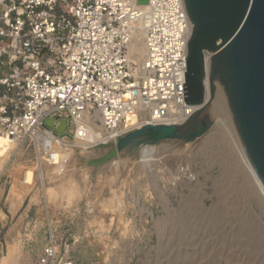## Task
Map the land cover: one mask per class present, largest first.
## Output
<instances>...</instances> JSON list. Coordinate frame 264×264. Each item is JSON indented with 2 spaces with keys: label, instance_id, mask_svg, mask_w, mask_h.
I'll list each match as a JSON object with an SVG mask.
<instances>
[{
  "label": "rangeland",
  "instance_id": "rangeland-1",
  "mask_svg": "<svg viewBox=\"0 0 264 264\" xmlns=\"http://www.w3.org/2000/svg\"><path fill=\"white\" fill-rule=\"evenodd\" d=\"M211 126L195 143L152 145L147 166L140 148L94 175L75 157L63 177L44 181L38 149L18 144L0 171V264H36L50 240L74 264H264V206ZM106 151L89 148L83 158ZM20 167L36 168L29 187L17 179ZM69 183L77 189L71 201L57 190ZM47 187L57 192L52 203Z\"/></svg>",
  "mask_w": 264,
  "mask_h": 264
},
{
  "label": "built area",
  "instance_id": "built-area-1",
  "mask_svg": "<svg viewBox=\"0 0 264 264\" xmlns=\"http://www.w3.org/2000/svg\"><path fill=\"white\" fill-rule=\"evenodd\" d=\"M146 1L0 0V131L37 152L79 150L93 126L107 144L147 125L184 124L196 111L183 99L184 0ZM47 120L65 122L64 134ZM36 264L74 262L50 240Z\"/></svg>",
  "mask_w": 264,
  "mask_h": 264
},
{
  "label": "water",
  "instance_id": "water-1",
  "mask_svg": "<svg viewBox=\"0 0 264 264\" xmlns=\"http://www.w3.org/2000/svg\"><path fill=\"white\" fill-rule=\"evenodd\" d=\"M192 24L185 56L183 99L200 106L204 99L205 59L210 54L209 81H214L215 100L264 187V0H184ZM208 101V102H209ZM209 104L195 111L182 125H147L94 149L107 150L96 159L81 158L82 165L96 169L117 159L124 150L166 141L197 142L213 122ZM46 127L64 134L66 123ZM81 166V165H79ZM92 175V177H93Z\"/></svg>",
  "mask_w": 264,
  "mask_h": 264
},
{
  "label": "bare ground",
  "instance_id": "bare-ground-1",
  "mask_svg": "<svg viewBox=\"0 0 264 264\" xmlns=\"http://www.w3.org/2000/svg\"><path fill=\"white\" fill-rule=\"evenodd\" d=\"M190 25L191 26H190L189 39L191 37L192 29H193L191 23H190ZM133 56L135 58L141 60V58L143 56V49H142V46L140 44L138 46H136L135 49L133 50ZM212 56H213V54H210V56L206 57V59H205L206 76H205V79H204V86H205L204 99H203V102H202V104L200 106H196V111L202 109L207 103L209 104V110H208L207 113L212 118V121H213L212 122L213 123L212 126L214 127V131H218L220 129L223 131L222 134H220L221 132L219 133L220 138L224 137V138L228 139L229 144H230L229 147H230L231 151L234 153V156H235L233 158L237 159L239 167L241 166L240 168L243 167V172L245 171V173L247 175V180L246 181L248 182V179H249V183H251L250 185H252L253 187L250 186V185L249 186L255 190V193H256L257 197L261 200V202H262V204L264 206V187L261 184L259 178L257 177V175H256V173H255V171H254L249 159L247 158V156H246V154H245V152H244L239 140L237 139V137H236L231 125H230L229 119H228L225 111L221 108V106L217 103V101H215V100H210L209 101V99L214 95V81L213 82L209 81V79H210L209 78V72H210L209 70H210V65H211L210 58ZM130 120H131V124L134 125L135 122H136V119L134 117H132ZM208 130H211V129L209 128ZM217 135L218 134H216V136ZM87 140L88 141L86 143L77 144V147L82 148V151L79 152V153L76 152L75 148L62 147L61 149L56 150V147L52 146V144H50L51 149H48V148L43 149L42 147H44V146L38 147V151H39L38 155H39V157H38V165H36V168L38 167L37 169H39V173H40L39 177L41 178V180H43V179L45 180L44 177H46L48 175V173L51 174V176L54 175V177L55 176H57V177L59 176L60 178L63 177V175L65 173L62 174V172L66 169L69 159L72 160V158H75V157L76 158H79V157L83 158V152L86 151L87 149L93 148V147H95L97 145H100V144H103V143L106 144L105 138L103 137L101 131L99 130V128H96L94 126L92 127L91 132H90V137ZM44 143H46L48 145V139H46L44 141ZM185 145H188V144H185ZM16 146H17V142L15 140L7 137L3 132L0 131V171L2 170L3 166L5 165V163L8 161L9 157L12 155L13 151L16 149ZM137 148H140L139 149V151H140V159H141L140 161L143 163V165L147 166L148 162H149V158L153 154L154 147L152 145H149V144H144V145H140ZM210 154H212V153H210ZM118 156H119V154H117V158H118ZM154 156H155V154H154ZM161 158H162V156H161ZM36 168L34 167V169H36ZM34 169H33V171H34ZM45 169H48L47 171H49V172L46 171L47 172L46 175L44 174ZM33 171L31 169H28V168H22L21 169V167H20L19 171H17L18 172V174H17L18 181L21 184L26 185V186L29 187L33 183V176H35L33 174ZM54 177L53 178L50 177V178L54 179ZM47 178H49V176ZM50 178H49V181H50ZM65 178L66 177H64V179ZM54 181H56V180H54ZM59 182H61V181H59ZM59 182L57 181V182H54V183H59ZM62 182H61V184H63ZM56 186H58V185H56ZM56 186H54V188ZM60 186L62 187V185H60ZM249 186H247V188ZM59 187H57V190L58 191L61 190V192H63V194H65V197L67 196L68 201H71V199L73 197L76 198L75 195H77L76 194L77 193L76 192L77 189H75V187H73V184L72 185L70 184L67 188H61V187L59 188ZM47 188L49 190V187H47ZM47 188H44V189H47ZM55 190H56V188H55ZM55 190L54 189H50L48 192L45 191L47 193L46 196L49 195V198L51 197L50 198V202H51L52 198L53 199L55 198V200L57 199L56 196H57V192L58 191L56 190L57 191L56 192ZM247 190H249V189H247ZM253 193H254V191H253ZM58 194H59V192H58ZM72 200H74V199H72Z\"/></svg>",
  "mask_w": 264,
  "mask_h": 264
}]
</instances>
